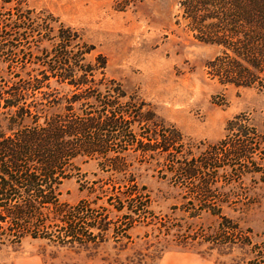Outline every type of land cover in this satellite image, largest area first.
<instances>
[{
	"label": "trees",
	"instance_id": "obj_1",
	"mask_svg": "<svg viewBox=\"0 0 264 264\" xmlns=\"http://www.w3.org/2000/svg\"><path fill=\"white\" fill-rule=\"evenodd\" d=\"M199 2L217 14L216 22L205 26V35H217L218 27L220 35H232L233 45L216 43L233 52L231 65L221 69H230L219 75L222 84L245 88L264 84V0ZM191 15L195 18V13ZM53 22L51 16L29 19L25 13L15 21L0 20V75L5 86L0 92V225L48 212L49 224L60 229L57 241L63 246L99 254L111 244L115 256L104 258V264H160L175 248L196 245L210 246L197 249L203 258L214 249L231 254L238 248L245 257L230 264H264V243L240 232L222 211L225 196L211 194L213 182L206 176L202 180L206 172L218 169L215 164L195 160L194 148L187 149L190 157H185L182 135L164 131L154 113L137 111L132 103L122 106L127 94L106 76V59L95 57L74 30L56 29ZM13 59L25 62L10 72L4 66ZM208 67L216 66L210 62ZM226 129L247 139L238 142L228 157L257 164L253 148L264 144V135L250 119L235 117ZM137 159L153 163L162 176L171 170L175 183L197 180L196 197L202 202L191 218L201 219L202 213L217 218V230L193 233L172 216L155 213L148 187L131 171ZM78 160L104 163L115 177L109 187L88 189L87 198L66 205L60 186ZM139 242L145 251L136 250Z\"/></svg>",
	"mask_w": 264,
	"mask_h": 264
},
{
	"label": "rangeland",
	"instance_id": "obj_2",
	"mask_svg": "<svg viewBox=\"0 0 264 264\" xmlns=\"http://www.w3.org/2000/svg\"><path fill=\"white\" fill-rule=\"evenodd\" d=\"M199 1L0 0V20L15 21L23 13L29 19L51 16L55 23L50 25L56 29L70 28L80 35L95 57L101 55L106 59V76L127 94L122 106L132 103L137 105V111L154 113L164 131L182 135L187 146L185 157H190L186 150L194 148L195 160L215 164L218 169L206 172L202 180L213 182L211 194L217 198L225 196L227 204L222 211L239 225L240 232L261 244L264 243V144L253 148L257 154L254 166L228 157L238 142L247 139L228 133L226 127L235 117L245 116L264 135V84L250 88L222 84L219 75L230 69H221L231 65L233 52L229 46L224 48L216 43L233 45L232 35H220L219 27L217 35H205V26L213 25L217 14ZM11 61L4 66L10 72L22 67L25 59ZM210 62L216 66L214 69L208 67ZM1 75L0 92L5 89ZM102 93L108 95L104 90ZM43 122L42 118L40 123ZM139 159L130 169L148 187L155 213L172 216L175 223H183L193 233L217 230V218L203 213L201 219L191 218L190 213L200 209L197 180L175 183L171 170L162 176L153 163ZM239 165L245 167L244 172ZM221 166L225 170H220ZM76 167L60 186V199L66 205L87 198L88 189L109 187L115 177L104 163L78 160ZM243 173L246 176H241ZM50 217L44 211L21 222L1 224L0 264H104V258L115 256L111 244L99 254L63 246L57 241L60 229L49 224ZM141 243L136 250L145 251ZM209 247L175 248L160 264H230L245 257L238 248L231 254L214 249L208 258L196 253L197 249L206 251Z\"/></svg>",
	"mask_w": 264,
	"mask_h": 264
}]
</instances>
